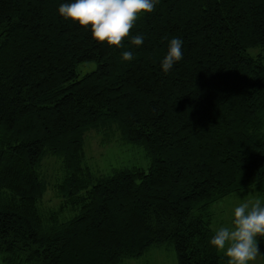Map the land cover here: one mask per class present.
I'll return each mask as SVG.
<instances>
[{
	"label": "trees",
	"instance_id": "16d2710c",
	"mask_svg": "<svg viewBox=\"0 0 264 264\" xmlns=\"http://www.w3.org/2000/svg\"><path fill=\"white\" fill-rule=\"evenodd\" d=\"M71 2L0 0V262L122 264L168 246L175 264H227L214 205L264 201V0H159L132 29L143 44L121 49L63 19ZM172 38L183 59L165 73ZM89 131L140 146L148 169L94 171Z\"/></svg>",
	"mask_w": 264,
	"mask_h": 264
},
{
	"label": "clouds",
	"instance_id": "9594fccd",
	"mask_svg": "<svg viewBox=\"0 0 264 264\" xmlns=\"http://www.w3.org/2000/svg\"><path fill=\"white\" fill-rule=\"evenodd\" d=\"M159 0H74L63 3L58 14L65 20L91 31L98 44L121 49L124 41L141 46L142 35L132 36V29L142 17L151 14ZM183 41L172 38L162 70L167 73L183 59ZM122 59L131 61L132 51H123ZM264 239V203L260 199L242 200L234 209L230 226H220L215 230L210 244L227 258V264H253L260 251L259 242Z\"/></svg>",
	"mask_w": 264,
	"mask_h": 264
},
{
	"label": "rangeland",
	"instance_id": "374dc122",
	"mask_svg": "<svg viewBox=\"0 0 264 264\" xmlns=\"http://www.w3.org/2000/svg\"><path fill=\"white\" fill-rule=\"evenodd\" d=\"M95 67V64L90 62L86 64H80L77 67L78 74L90 72ZM85 160L87 164L95 171H100L106 174L111 169L117 167H137L147 170L149 163L147 158L144 156L142 148L139 146H133L130 144H123L120 141H104L102 137L95 133V131H89L85 134ZM57 164L52 158L45 160L42 167V173L47 176L48 179L53 176L56 172ZM52 180V179H51ZM45 198L42 201V206L46 209L54 207L52 205L57 204L55 196L52 194V190H49L45 194ZM260 199L262 203L264 201L257 196L256 192L250 191L249 193L234 194L227 197L220 202L216 203L213 207L215 210V217L213 220L214 231L220 226H230L234 218V209L237 207L242 200ZM66 216V215H65ZM260 251L264 254V239L259 242ZM176 257L171 247H154L148 250L143 256L139 258H132L125 260L122 264H175ZM0 264H2L0 262ZM253 264H264V255L258 256Z\"/></svg>",
	"mask_w": 264,
	"mask_h": 264
}]
</instances>
